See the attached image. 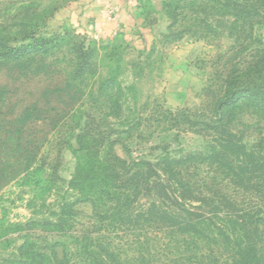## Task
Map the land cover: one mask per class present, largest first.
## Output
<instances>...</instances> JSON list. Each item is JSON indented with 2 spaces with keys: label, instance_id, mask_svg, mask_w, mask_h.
I'll return each instance as SVG.
<instances>
[{
  "label": "rangeland",
  "instance_id": "obj_1",
  "mask_svg": "<svg viewBox=\"0 0 264 264\" xmlns=\"http://www.w3.org/2000/svg\"><path fill=\"white\" fill-rule=\"evenodd\" d=\"M108 1L0 0V37L7 46L21 45L29 33L57 43L19 67L0 60V264L29 239L37 246L57 241L43 221L54 223L65 203L74 204L77 223L88 222L90 206L78 203L68 186L77 136L91 114L104 133L125 132L107 138L116 140L113 152L121 159L192 156L195 175L214 180L230 205L259 199L263 191V175L246 181L250 160L244 155L206 163L219 137L197 125L215 126L226 77L244 70L264 47V0H125L133 23L121 31L118 6H107L99 25L86 15ZM80 45L91 52L83 78L72 71ZM111 80L117 106L109 109L105 102L93 112L92 95ZM177 110L190 113V126L166 118L165 111ZM224 129L242 140L253 164L264 159V116L257 110L235 111ZM16 147L22 152L13 156Z\"/></svg>",
  "mask_w": 264,
  "mask_h": 264
},
{
  "label": "trees",
  "instance_id": "obj_2",
  "mask_svg": "<svg viewBox=\"0 0 264 264\" xmlns=\"http://www.w3.org/2000/svg\"><path fill=\"white\" fill-rule=\"evenodd\" d=\"M7 42L0 37V60L17 67L57 48L53 40L34 33L22 37L28 44L12 47ZM75 52L79 63L72 71L83 78L89 73L91 52L82 45ZM113 88V81L108 82L96 98L92 95L90 108L99 109L105 102L109 109L117 106L110 99ZM243 107L264 116V47L244 70L226 77L215 107V126L197 125L219 137L206 160L200 161L221 164L244 155L250 160L245 171L251 183L255 174L264 176V159L253 164L242 140L224 129L230 115ZM164 114L173 124H191L187 111ZM122 134L104 133L89 115L77 136L76 168L68 186L78 203L90 206L88 222L77 223L74 204L65 203L54 223L43 221L57 241L37 246L29 239L8 264H264V184L259 199L246 197L242 206L230 205L231 197L219 192L214 180L195 175L197 159L192 156L181 161L167 155L156 162L121 159L113 152L116 140L107 138ZM14 150L13 156L22 152L21 147Z\"/></svg>",
  "mask_w": 264,
  "mask_h": 264
},
{
  "label": "crops",
  "instance_id": "obj_3",
  "mask_svg": "<svg viewBox=\"0 0 264 264\" xmlns=\"http://www.w3.org/2000/svg\"><path fill=\"white\" fill-rule=\"evenodd\" d=\"M124 1L125 0H109L108 3H106L105 7H102L100 5L92 6L89 9V11L86 13V15L91 19L94 18L96 23H98V25H99V24H101V22H103L104 14H106V7L107 6H111V7L118 6L117 23L119 22L118 28L121 31L123 25L128 27V26H131L133 23L132 16L129 15L128 13H125V8L127 6V2L125 3ZM94 20H92V21H94ZM108 27L114 28V27H117V25L112 24Z\"/></svg>",
  "mask_w": 264,
  "mask_h": 264
}]
</instances>
